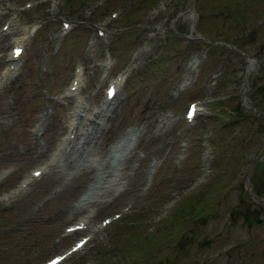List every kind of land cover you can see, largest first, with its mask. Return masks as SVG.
<instances>
[{
    "label": "rangeland",
    "instance_id": "obj_1",
    "mask_svg": "<svg viewBox=\"0 0 264 264\" xmlns=\"http://www.w3.org/2000/svg\"><path fill=\"white\" fill-rule=\"evenodd\" d=\"M10 1L11 10L0 13V25L5 16L16 10L19 12V21L16 26L10 27V33H20L23 24L35 21L38 17L40 26L27 42L21 68L15 74L19 75L14 76L7 85L0 83V170L7 167L13 170L0 178V210L10 206L8 222L6 218L0 225V264H36L53 252L66 248L64 246L68 244L69 237H63V227L69 222L77 221L85 209H78L74 202L80 199L78 196L89 180V159L103 154L111 142L113 145L120 136L117 135L125 133L124 126L136 127L133 128L134 133L140 129L137 148L134 151L128 150V158H124L111 171L103 164L93 169L102 179L100 193L96 197L103 198V201H95L91 206L95 210L94 220H99L126 203H133V207L121 219L108 226L103 239L96 236L84 256L80 252L76 253L61 264H83L85 261L87 264H108L111 260V264H169L171 260L172 264H200L202 259L194 258L201 257L207 248L215 250L221 243L215 237L219 229V217L216 220L217 228L211 227V220H206L201 227L192 228L187 233L182 232L180 227L183 217L188 216L189 212H200L189 194L178 196L173 206L165 211L166 215L161 210L160 216H165L150 226L148 224L153 221H146V216L154 213L153 208L162 200L170 198L169 191L172 187L178 186L180 190L188 185H184L189 181L188 172L195 170L191 169V154L196 142L192 140L194 135L188 131V125L183 120V109L189 100L199 96L200 82L208 79L211 70L219 65V56L225 57L229 49L217 45L208 52V58L200 68L203 77L191 90H175L174 85L186 77V63L190 54L195 48L205 44L200 39L198 30H202L206 36L214 35L215 27L227 28L231 14L239 21L241 16L250 19L253 7H257V10L263 8L264 12V0H241L240 9L235 11L234 0H143L145 6L139 5L138 0H114L107 9V0L99 5L96 0H79L76 5L74 2L71 10L66 7V0H58L54 10L44 5L48 3L45 0H34L35 6L29 9H24L26 0ZM119 5L123 6L124 12L110 24L108 42L102 43L85 19V10H94L91 17L98 18ZM131 9L135 10L130 13ZM257 10L254 11L255 14ZM62 16L70 17L75 25L67 35L61 53L51 57L47 70L40 71L39 62L45 55L42 50L50 44L48 40L56 35ZM160 19L163 20L159 22L161 29L153 36L150 31ZM10 33L0 39V50L8 41ZM162 42L168 44L164 46ZM141 43L148 49H142L134 63L129 65L126 74L130 78L135 72V77L131 78L130 86L127 87L128 81L122 86L117 103L104 116L103 129L95 134L90 144L91 153L79 155L74 165L70 158L64 159L61 164H52L48 167V172L33 180L28 188L21 189L20 181L29 173L30 168L39 163H47L46 160L64 131L69 111L73 103H76L74 95L65 96L73 64L84 62L87 87L80 95L90 110L98 107L102 97V93L97 91L100 77L98 62L105 47L110 48L113 66L117 70L127 65L130 51ZM48 56L50 57V52ZM237 56L230 57L232 65L228 69L236 63ZM153 58L155 60L150 61ZM260 59L261 62L256 67L252 66L248 70L245 79L250 84L247 92L249 103L257 111L264 109V88L254 93H251V89L264 79V53ZM61 93L64 96L60 102L58 99ZM237 103L234 101L233 106L228 109L226 106L220 108L204 104V112L206 114L213 110L214 121L211 123L217 121L221 111L231 115L255 112L252 107L246 108L243 104L237 106ZM46 105L52 106L53 112L46 118L43 128L46 132L38 137L33 127L41 119ZM163 112L167 113L156 124V119ZM161 118L168 120L163 127L159 126ZM197 118H201V115ZM200 122L201 120L198 124ZM236 127H240L239 124ZM175 129L182 130V133L176 135ZM231 130H225L226 137ZM217 136V143H220V134ZM171 138L176 140L173 146L172 143L170 146L168 144ZM40 141L47 148L45 153L40 151ZM181 141L191 144L189 153H186L187 158L184 159L179 157L184 151ZM155 155L162 157L163 163L152 175V184L148 190L143 191L141 186L148 178V162ZM108 157L112 159V149H109ZM81 181L84 186L79 188ZM259 184L264 188V182L260 180L256 187ZM249 198L245 191V199ZM6 202L9 204L6 205ZM226 204L228 206L225 209L234 208L236 215L239 211L245 212L244 206L235 200L228 199ZM135 213L140 216L138 222L133 220ZM223 213L222 208L221 223L224 222ZM1 219L4 216L0 212V222H3ZM122 225H127L129 234L134 228L139 231L148 227L137 234L139 243L135 241L133 244L126 236L120 237L116 231L115 227L121 228ZM128 229L122 233H126ZM180 233H183V237H179ZM135 236L132 238H136ZM209 237H214V242L209 247L201 245L200 242ZM150 240L151 244L148 243ZM169 242L174 243L175 247L169 248ZM108 255L114 257L106 259ZM119 255L122 262L117 259ZM160 257L163 260L159 261ZM221 262L222 260L215 259L211 264Z\"/></svg>",
    "mask_w": 264,
    "mask_h": 264
},
{
    "label": "flooded vegetation",
    "instance_id": "obj_2",
    "mask_svg": "<svg viewBox=\"0 0 264 264\" xmlns=\"http://www.w3.org/2000/svg\"><path fill=\"white\" fill-rule=\"evenodd\" d=\"M254 111L239 114L250 126L246 127L250 131L243 134L237 151L240 185L235 201L244 206L245 212L239 211L237 216L232 208L228 215L224 214L229 223L225 224L229 239L238 243L230 252L229 259H264V188L261 184L256 187L260 180L264 182V109L257 111L256 108ZM245 191L249 199H245Z\"/></svg>",
    "mask_w": 264,
    "mask_h": 264
},
{
    "label": "bare ground",
    "instance_id": "obj_3",
    "mask_svg": "<svg viewBox=\"0 0 264 264\" xmlns=\"http://www.w3.org/2000/svg\"><path fill=\"white\" fill-rule=\"evenodd\" d=\"M36 27V26H35ZM34 27V28H35ZM260 62V60H258V61H254L253 59H252V61H251V63L249 64V67H248V69H250L251 68V66H254V65H256V63H259ZM80 108V107H79ZM79 113H81V112H79ZM88 136H85V138H87ZM117 148H118V146H117ZM79 149L77 148V151H78ZM117 150H120V149H117ZM80 185H82V181L78 184V186H80Z\"/></svg>",
    "mask_w": 264,
    "mask_h": 264
}]
</instances>
